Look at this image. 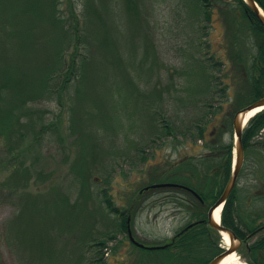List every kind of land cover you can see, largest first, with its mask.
Instances as JSON below:
<instances>
[{"label":"trees","instance_id":"obj_1","mask_svg":"<svg viewBox=\"0 0 264 264\" xmlns=\"http://www.w3.org/2000/svg\"><path fill=\"white\" fill-rule=\"evenodd\" d=\"M138 1L133 6L132 0H123L128 19L134 14V7L141 8L142 1ZM189 2L195 12H187L183 21L189 20L190 25L195 17L200 35L197 39L189 37L188 46L182 48L186 56L181 66L168 67L174 72L166 80L159 59L153 60L150 72L143 69V64L124 59L121 43L129 44L132 35L125 34L121 28L130 23L123 22L116 0H0V162L15 168L0 182V192L9 187L18 194L19 205L23 204L8 225L0 226V264L4 263L1 248L5 244L33 264H107L105 249L108 241L116 238L115 233L97 237L93 222L87 220L85 230L78 236L67 234L72 242L67 240L70 253L65 256L64 249L55 246L50 231L66 218L73 228L77 227L79 213L91 214L94 198L89 182L98 157H95L97 143L86 137L95 130L88 120L103 108H109L111 92L118 82L130 90L134 104L143 106L142 111L150 120L146 129L144 126L141 134L135 133L137 138L132 139L134 155L127 154L126 149L114 148L117 164L119 159L131 165L145 164L151 154L147 149L171 136L176 139L181 136L184 142L194 144L202 141L206 149L205 154L179 162L180 176L170 181L192 188L201 199L186 189L168 187L183 193L182 198L176 195L175 201L186 212V225L166 248L141 249L145 255L138 256L135 264H209L224 250L219 245L220 233L203 220L230 179L233 147L228 144L225 152L224 144L208 141L207 137L234 132L231 118L234 120L238 111L264 97V25L244 0L219 1L217 6L208 4L210 0ZM257 2L264 9V0ZM217 20L225 27L221 44L225 45L229 65L209 52L212 42L208 36ZM175 87L176 93L172 92ZM83 93L88 97L83 99ZM175 103L184 116L171 114ZM52 104L55 107L51 108ZM179 118L184 120L181 127L177 126ZM60 129L62 132L66 129L65 134L72 136L79 147L81 197L72 200L76 209L70 207L73 204L70 195L63 191L50 198L26 192L32 174L30 166L25 167L22 155L39 149L47 135L56 132L59 136ZM98 130H95L97 142ZM243 145L245 153L257 154L264 169V109L248 121ZM259 179L263 180L262 187L254 194L255 201L241 205L236 185L224 204L222 222L242 240L264 225V209L255 204L264 198V176ZM146 186L141 188L140 196L152 190H146ZM95 195L123 218L118 231L127 233L130 223L124 218L125 211L115 205L108 189ZM138 201L133 198L132 205ZM133 209L131 206L128 216ZM56 237L60 245L62 230ZM242 247L251 264H264V232L250 238ZM57 250L62 255L58 260L54 257Z\"/></svg>","mask_w":264,"mask_h":264},{"label":"rangeland","instance_id":"obj_2","mask_svg":"<svg viewBox=\"0 0 264 264\" xmlns=\"http://www.w3.org/2000/svg\"><path fill=\"white\" fill-rule=\"evenodd\" d=\"M141 1V8L139 5L134 7L135 15L132 12L131 16L129 15L130 19H128V15L124 11L123 0H116L123 22L130 23L121 25V28L122 30L125 29V34L132 35L130 37L131 40H128L129 44L121 43L124 51L123 57L140 65L143 64V69L147 72L152 70L153 60L159 59V61L163 62V77L168 80L174 71L173 69L169 71L167 68H179L181 66L183 57L185 58L186 56V52L184 54L182 48L188 46L189 37L193 36L197 39L200 35L198 22L194 21L195 17L194 19L192 18V24L190 25L188 19L187 23L183 21L186 19L187 12H193L194 14L195 7L190 4L189 0ZM132 3L134 6L139 1L137 0L136 3L132 0L131 5ZM224 31L223 23L217 20L215 28L208 36V39L210 38L212 42L209 52L229 65L225 45L221 44L225 36ZM176 32L182 34V36L179 38ZM105 33L109 34L107 30ZM184 37L186 38L184 39ZM117 56L120 55L117 53ZM228 81L230 82V80ZM172 92L176 93V87L172 88ZM111 93H113L110 97L112 104L109 108L107 110L103 108L102 112L95 113L88 120L90 125H92V129H99V136H96L99 142L95 140V130L86 135L90 142L97 143V154L95 157H98L95 161V166L91 169V180L89 182V190L91 193L93 192L92 196L94 198L91 200L90 205L91 210L89 212L91 214L85 215V211L81 214L79 213L77 227H74L77 228L75 232L70 231L74 228L67 218L57 224V226H54L50 232L55 246L57 245L56 247L61 248L62 251L64 249L63 255L66 256L70 253V249L67 248V240H72V237L67 234L70 233L73 237L78 236L81 231L85 230L86 221L89 220L93 222V232L97 237H105L107 233L116 234V238L108 241L105 249L107 264H135L138 256L143 255L144 257L145 254L134 247L125 232L118 231L119 224L123 218L121 219L119 214L110 211L100 196L97 200L95 194H98L102 189H108V193L112 196L115 205L121 211H125L124 218H127L129 214L132 199L138 198V204L133 205L134 209L132 211L131 226L133 235L138 240L149 245L163 243L188 221L186 212L175 201L177 192L169 190L168 187L152 188V190L145 192L143 196H140L139 192L146 185L176 180V177L180 176L177 173L179 172L177 171L178 163L189 156L205 154L206 149L203 146V142L194 144L190 141L184 142L181 136H178V139L171 136L158 141L153 148L147 149V152L151 154L145 164L131 165L126 163L124 159H119V164H117L114 159L117 152L114 154V148H123L126 149L125 152L127 154H133L131 152L133 147L132 139L135 140L137 135L141 134L146 124L148 126L150 118L148 114L144 115L143 106L138 103L134 104L132 93L130 90L121 87L120 82H118L115 91ZM180 93L178 92L177 94L179 95ZM82 95L83 99L88 97L84 93ZM178 105V103H175L171 114L184 116L185 114ZM52 107H55V105L52 104ZM83 108L86 109L85 107ZM228 109L229 104H226L225 110ZM231 120L233 121V118ZM183 122L179 118L177 126H183ZM103 128L106 129L104 130L106 132L102 130ZM61 129L64 130L63 128ZM61 129L58 132L59 136L56 132L53 135H47L39 149H32L22 155L21 158L25 161V167L30 166L32 174L26 192L32 195H40V198H45L49 195L48 198H50L52 194L55 193L56 195L63 191V193L70 195L69 199L71 198L73 203L70 207L76 209L77 207L73 201L81 197L79 177L81 174L79 169L81 170V167L78 162L80 156L79 147L74 144L72 136L65 134L66 129L65 132H62ZM207 139L208 141H220L224 144L225 152L228 150L226 146L228 144L232 145L233 161L235 160L236 136L232 130L222 136L209 134ZM221 154L223 155L224 153L221 151ZM5 158L3 157V159ZM261 166V160H259L256 153H245V161L237 182V194L240 198V204L243 206L255 201L253 196L262 187L261 182L263 180L260 182L259 177L261 175L264 176V169ZM14 169L11 166L6 167L4 163L0 162V182L5 181ZM109 172L110 175L107 174ZM106 180H109V182L107 183ZM1 192L0 226H3L8 225L9 221L21 211L23 204L19 205L18 194L12 192L9 187H4ZM28 197L29 195L26 198L28 199ZM20 198L23 201L22 194ZM255 204L264 209V198H259ZM68 210L71 211L70 208ZM262 220L264 221V218ZM60 230H62L63 237L59 245V237L56 236ZM212 237L215 239L216 235ZM219 245L222 248L226 247L222 237L219 240ZM56 247H54L55 252ZM1 254L4 260L3 264H33L29 262L31 260H25L17 255L16 251L8 244L3 245ZM237 254L244 261L249 262L245 255L244 247ZM60 255L61 253L57 250V254H54L55 259H60L62 257Z\"/></svg>","mask_w":264,"mask_h":264},{"label":"water","instance_id":"obj_3","mask_svg":"<svg viewBox=\"0 0 264 264\" xmlns=\"http://www.w3.org/2000/svg\"><path fill=\"white\" fill-rule=\"evenodd\" d=\"M247 5L250 7V9L256 14V16L259 18V20L262 22L264 25V9L259 5L257 0H244ZM254 109H264V97L260 98L259 100L249 104L245 108L241 109L240 111L237 112L235 115L234 121H233V128H234V133L236 136V156H235V161L232 169V173L230 176V179L222 192L221 196L217 199V201L210 207L208 211V216L207 219L203 220L207 222V224L212 228L214 231L219 232L220 234L227 233L230 237V245L220 254L215 256L209 264H220L222 260L232 254L236 253L240 250L241 246L243 243H247L250 238L256 237L259 233L264 232V225H262L260 228H258L255 232H253L246 240H242L239 238L236 233L230 229L229 227L225 226L222 222V213H221V221H217L214 218V212L215 210L219 207L223 206L230 197L231 193L233 192L235 186L237 185V181L240 175V172L242 170L244 161H245V148L243 145V132L244 129L248 123L249 120L246 122L244 121L246 114L249 111H252ZM242 115L244 116L243 118ZM169 186H179L182 188H185L193 194H195L199 199H201V196L192 188L178 184V183H172V182H166V183H156L151 185L150 187L155 188V187H169ZM147 189L149 188L146 187ZM193 224L189 225L188 227H191ZM129 234L132 239V241L137 244L138 246L141 247H147V248H152V249H157L161 247H165L166 245L163 246H145V244L137 241L133 234H132V229L131 226L129 225Z\"/></svg>","mask_w":264,"mask_h":264},{"label":"bare ground","instance_id":"obj_4","mask_svg":"<svg viewBox=\"0 0 264 264\" xmlns=\"http://www.w3.org/2000/svg\"><path fill=\"white\" fill-rule=\"evenodd\" d=\"M260 110L262 109H254L252 111H249L246 114V117L244 119V121L246 122L247 120H249L252 116H254L257 112H260ZM244 116L242 115L241 118H243ZM221 213H222V206H219L215 212H214V218L217 221H221ZM223 240L226 244V246H228L230 244V237L227 233H223ZM220 264H249L248 262H244L241 260V257L237 254V253H232L228 256H226L222 262Z\"/></svg>","mask_w":264,"mask_h":264},{"label":"flooded vegetation","instance_id":"obj_5","mask_svg":"<svg viewBox=\"0 0 264 264\" xmlns=\"http://www.w3.org/2000/svg\"><path fill=\"white\" fill-rule=\"evenodd\" d=\"M219 1H224V2H232L233 0H210V2L208 3V4H211V5H213V6H217V4H218V2ZM216 8L217 7H215L214 8V10H216ZM177 196L178 197H183V193L182 192H177ZM133 206V205H132ZM134 207V206H133ZM127 219H129V221H130V223H131V220H132V214H130L129 216H127ZM186 225V224H185ZM184 225V226H185ZM184 226H182L179 230H181V229H183L184 228ZM179 230H177L176 232H175V234L171 237V238H168L165 242H163V243H160L159 245H170V244H172L175 240H176V238H177V235H178V233H179ZM127 234V237H128V239H129V241L133 244L134 242L132 241V239H131V237H130V234H129V232H127L126 233ZM136 238V237H135ZM137 239V238H136ZM138 240V239H137ZM139 242H143V241H140V240H138ZM144 243V242H143ZM145 244V246H153V245H149V244H146V243H144ZM134 245H135V243H134ZM158 245V244H157ZM140 250L142 249V250H150L149 248H147V247H141V246H138V245H136ZM161 248H166V247H161ZM161 248H159V249H161Z\"/></svg>","mask_w":264,"mask_h":264}]
</instances>
